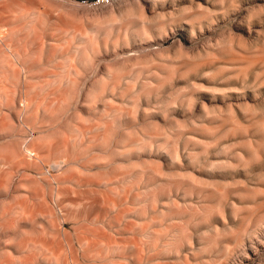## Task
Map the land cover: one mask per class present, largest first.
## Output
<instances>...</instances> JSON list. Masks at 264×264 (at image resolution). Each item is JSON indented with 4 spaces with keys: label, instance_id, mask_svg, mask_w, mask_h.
<instances>
[{
    "label": "rangeland",
    "instance_id": "rangeland-1",
    "mask_svg": "<svg viewBox=\"0 0 264 264\" xmlns=\"http://www.w3.org/2000/svg\"><path fill=\"white\" fill-rule=\"evenodd\" d=\"M97 2L0 0V264L190 218L152 264H264V0Z\"/></svg>",
    "mask_w": 264,
    "mask_h": 264
},
{
    "label": "bare ground",
    "instance_id": "bare-ground-1",
    "mask_svg": "<svg viewBox=\"0 0 264 264\" xmlns=\"http://www.w3.org/2000/svg\"><path fill=\"white\" fill-rule=\"evenodd\" d=\"M99 1V3L98 4H100V3H102V4H104V5H111L112 4V2H113V0H98ZM258 208V207H257ZM192 209V208H191ZM172 211V210H171ZM216 212V211H215ZM253 213V212H252ZM199 214V213H198ZM254 214V213H253ZM238 216V215H237ZM251 216V215H250ZM249 216V217H250ZM239 217V216H238ZM170 219H171V217H169ZM173 218V217H172ZM121 218H119V220H120ZM152 219V218H151ZM155 219V218H154ZM153 219V220H154ZM164 219V218H163ZM167 219V218H166ZM179 219V218H178ZM192 221H191V223L193 222V220H195L194 218H190ZM238 219V218H237ZM242 219H243V222H246L245 220H244V218L242 217L241 218V220L239 219V221H242ZM101 220H103V219H101ZM100 219H98V221L99 222H95V223H97L96 225H99L100 223H102V222H100L101 221ZM111 220V219H110ZM161 220H162V218H161ZM160 220V221H161ZM169 220V219H168ZM173 220V219H172ZM171 220V221H172ZM175 220V219H174ZM181 220H183L182 218H181ZM210 220V219H209ZM97 221V220H96ZM105 221V220H104ZM109 220H107V222H108ZM112 221V220H111ZM111 221H109V223H103V226H104V228L103 229H107V230H114V229H118V230H116V231H114L115 232V234H117V235H127V233H131V232H129V231H134V232H132L133 233V237H130V238H119L118 239V237L116 238V239H112V238H110L109 236H110V234H108L109 232L107 231V230H105L104 232H103V234H102V236H103V238H102V245L101 246H99V245H96L98 248L99 247H103V252L101 253V252H99L101 255H103V259L105 260H107L108 261V263H110V261L109 260H111L112 262H114L115 263V260H117V259H119V260H125V262L126 261H128L127 263H125V264H152V262H154V261H156V260H160V258H162L163 259V257H161L160 255L164 252V251H170V250H168L171 246L174 248V250H176V251H174V253L176 252V253H178V252H180L181 251V249H182V246H183V244L182 243H184V241L182 242V240H184V236L186 235V233H185V231H186V228H187V230H189V227H191V223H190V220H188V221H185V222H183V221H181V223H175L174 221H172V222H170L169 224H166V222H163L164 220H162L161 222H159L158 220L155 222V221H151V220H148V221H150L149 223L147 222V223H145L144 225L145 226H142L143 224L141 223H139L140 224V229H134L135 228V226L136 225H139V224H136L139 220H137L135 223H134V221H133V223H131L129 220V222H124V219L122 220V221H116V220H113L112 222ZM176 221V220H175ZM180 221V220H179ZM198 221V220H197ZM196 221V222H197ZM206 222L208 221L207 219L205 220ZM204 221V222H205ZM236 222H237V220H235ZM157 222L159 223V224H157ZM195 222V221H194ZM198 222H200V221H198ZM94 223V224H95ZM99 223V224H98ZM168 223V222H167ZM208 223V222H207ZM240 223V222H239ZM247 223V222H246ZM245 223V224H246ZM146 224H148V225H146ZM164 224H166V227H164L165 228V231H163L164 229H158L159 231H157V229H156V231L157 232H161V233H157L156 231H153V229L155 230V226H159V227H163L164 226ZM194 224H196V223H194ZM201 224V223H200ZM200 224H198V225H200ZM101 225V224H100ZM192 225H193V223H192ZM242 225V224H241ZM240 225V226H241ZM244 225V224H243ZM242 225V226H243ZM102 226V227H103ZM187 226V227H186ZM189 226V227H188ZM239 226V225H238ZM239 226V228H237L236 230H232V232H233V236H232V238H233V240L234 241H238V242H241L242 241V239H244V234L243 233H245L246 232V226H243V228H245V229H243L242 227H240ZM257 226V225H256ZM255 226V227H256ZM137 227V226H136ZM184 227V228H183ZM195 227H196V225H195ZM247 227H248V225H247ZM120 228V229H119ZM193 228V227H192ZM216 228V227H215ZM75 229V228H74ZM91 229V228H90ZM185 229V231L183 232V230ZM214 230V229H213ZM218 229H216V231H217ZM162 231H163V233H162ZM190 231V230H189ZM194 231H195V228H194ZM215 231V230H214ZM213 231V232H214ZM228 230H226V232H227ZM249 231V230H248ZM247 231V232H248ZM108 232V233H107ZM113 232V231H112ZM113 232V233H114ZM165 232V233H164ZM191 232V231H190ZM189 232V233H190ZM212 232V233H213ZM219 233H220V231H218ZM253 232V231H252ZM102 233V232H101ZM101 233H99V236H100V234ZM184 233H185V235H184ZM227 233H229V234H226V235H224L225 234V232H224V234L222 235V233H221V235L219 234V236H220V238L218 239V235L217 236H213L212 237V239H206V240H208V243L211 241L212 243H213V245H215V242L217 243L216 245H215V247L214 246H212L213 248H214V253L216 254H220L221 252H222V249H223V247L226 245V248H225V250H227V248H228V243L232 240V239H228V235L230 236L231 235V233L230 232H227ZM96 234V233H95ZM129 235V234H128ZM131 235V234H130ZM140 235H142V236H144L145 238H147L146 239V241L142 238L141 240H142V242H140V241H138V236H140ZM179 235H180V237H179ZM169 236H172V243H170L171 241L169 240V239H167ZM188 236V235H187ZM187 236H185L186 238H187ZM211 236V235H210ZM83 237V236H82ZM101 237V236H100ZM99 237V238H100ZM111 237H114V236H111ZM179 237V238H178ZM191 240H193L194 239V235L193 234H191ZM214 237H217V240H218V242H217V240L215 239L214 240V242H213V238ZM98 238V239H99ZM167 239V240H169L170 242H168L167 243V241L166 240H164V239ZM185 238V239H186ZM199 238H201V237H199ZM198 238V239H199ZM207 238V237H206ZM209 238V237H208ZM120 239H122V240H120ZM203 239V238H202ZM201 239V241H203ZM85 240V239H84ZM100 240V239H99ZM200 240V239H199ZM93 241V240H92ZM96 241V240H95ZM94 241V242H95ZM182 243H181V242ZM190 241V240H189ZM205 241V240H204ZM101 242V241H100ZM180 242V243H179ZM96 243H99V242H97L96 241ZM170 243V244H169ZM199 243H200V241H199ZM212 243H210V245H212ZM93 244V243H92ZM91 244V245H92ZM172 244V245H171ZM181 244V246L179 247V245ZM229 244H231V243H229ZM71 245H73V246H71V248L73 247L74 248V243L73 244H71ZM94 245V244H93ZM171 245V246H170ZM210 245L208 244V246L207 247H210ZM88 246H89V243H88ZM96 246H95V248H96ZM168 246H169V248H168ZM92 247V246H91ZM91 247H89V249H91ZM191 247V246H190ZM207 247H206V251H207ZM211 247V248H212ZM72 248V249H73ZM86 248H87V246H86ZM94 249L93 250V252L92 253H94L95 252V250H98L99 251V249ZM211 248H208L209 250L211 249ZM212 248V249H213ZM70 249V248H69ZM88 249V248H87ZM193 249V248H192ZM211 249V250H212ZM209 250H208V252H209ZM211 250H210V252H211ZM91 252V251H89V250H86L85 252ZM178 251V252H177ZM213 251V250H212ZM72 252L74 253L75 252V249H73L72 250ZM72 252H71V255H72ZM87 252V253H88ZM168 252H164L163 254H165L166 256L167 255H169L170 253H171V251H170V253L168 254ZM202 252V251H201ZM98 253V252H97ZM173 253V252H172ZM171 253V254H172ZM226 253V252H225ZM99 254V255H100ZM162 254V256H164L165 257V255H163ZM209 254V253H208ZM95 255H97V254H95ZM175 254H173L172 255V257L174 256ZM178 256H181V255H179V253L177 254ZM176 255V256H177ZM192 255V254H191ZM194 255H196V254H194ZM199 255V254H198ZM225 255L226 254H223L222 255V257L223 258H225ZM49 256V255H48ZM94 256V255H93ZM170 256V255H169ZM169 256H167L168 257V259H171V258H169ZM177 256V257H178ZM76 257V256H75ZM74 257V258H75ZM166 257V258H167ZM210 257V256H209ZM221 256H219V258H220ZM92 258V257H91ZM98 258V261H100V259H102L101 258V256H99V257H97L96 256V259ZM100 258V259H99ZM174 258V257H173ZM195 258H197V255H196V257ZM95 259V258H94ZM161 259V260H162ZM209 259H211V258H209ZM218 259V258H217ZM214 260V257H213V262H211L210 264H225V262L223 261V260H225V259H219V260ZM114 260V261H113ZM118 260V261H119ZM188 260V259H187ZM27 261V260H26ZM164 261H166V260H164ZM212 261V260H211ZM84 262V261H83ZM100 262H102V261H100ZM104 262V261H103ZM120 262V261H119ZM118 262V263H119ZM68 263V262H67ZM66 263V264H67ZM105 263H107L106 261H105ZM121 263V262H120ZM122 263H124V262H122ZM160 263V262H159ZM159 263H157V264H159ZM104 264V263H103ZM111 264V263H110ZM113 264V263H112ZM162 264V263H161ZM167 264V263H166ZM184 264V263H183ZM188 264V263H187Z\"/></svg>",
    "mask_w": 264,
    "mask_h": 264
}]
</instances>
